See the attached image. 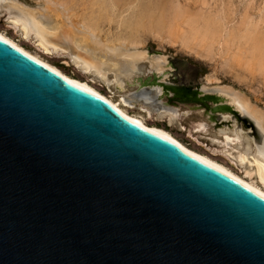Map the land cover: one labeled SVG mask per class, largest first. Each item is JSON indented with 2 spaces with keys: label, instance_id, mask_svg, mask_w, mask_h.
<instances>
[{
  "label": "water",
  "instance_id": "1",
  "mask_svg": "<svg viewBox=\"0 0 264 264\" xmlns=\"http://www.w3.org/2000/svg\"><path fill=\"white\" fill-rule=\"evenodd\" d=\"M0 264H264V196L0 38Z\"/></svg>",
  "mask_w": 264,
  "mask_h": 264
},
{
  "label": "rangeland",
  "instance_id": "2",
  "mask_svg": "<svg viewBox=\"0 0 264 264\" xmlns=\"http://www.w3.org/2000/svg\"><path fill=\"white\" fill-rule=\"evenodd\" d=\"M112 1L116 5L113 9L114 17L118 11L124 10V18H132L134 15L138 16L135 14L138 11L143 28L134 32L122 25L117 29L116 17L109 27L107 18L111 12H107L111 0L110 3L107 0H1L0 32L53 66L59 67L58 69L68 76L87 82L112 101L119 102L129 114L141 117L147 125L165 129L187 147L230 166L236 173H241L243 168L233 163V155L229 152L234 153L236 149H242L245 143L250 141L252 148L258 147L262 154L264 129L262 132L242 114L211 111L209 115L210 110L205 105L214 106V103L211 100H201L200 97L216 94L213 89L218 87H231L235 91L245 93L252 104L264 112V0ZM9 3H13L14 8ZM129 3L133 6L127 9ZM19 8L38 11L40 17L54 29L61 27L66 18L80 25L98 27L97 29H101L100 32L97 30L101 38L107 35L109 39L114 40L117 37L124 38L122 42L131 51L137 48L147 56L141 60L138 70L133 74L137 82L124 79L123 85L126 86L117 90L112 83L100 81L92 72L75 64L70 55L72 48L56 52L43 51L37 46L35 39L23 38L20 32L11 26L10 15L14 11L18 12ZM144 16H148V22ZM159 19H162L163 23L159 22ZM107 32L109 34L106 35ZM159 56L164 57L167 63L160 81L156 79L159 74L149 70L150 60ZM112 75L113 73H110L109 77L112 78ZM155 81L192 90H201L204 87L207 91L190 99L169 91L168 94L163 93L160 98L158 87L153 84ZM139 89L149 97L150 102L153 100L151 103H167L168 109L146 116L137 104L122 102L123 96L133 94ZM182 98L184 102L179 100ZM200 124L205 125L200 129ZM220 130L227 131L230 136H233L235 131L239 136L242 135L241 140L233 143L232 148H225L221 144L222 136L218 133Z\"/></svg>",
  "mask_w": 264,
  "mask_h": 264
},
{
  "label": "bare ground",
  "instance_id": "3",
  "mask_svg": "<svg viewBox=\"0 0 264 264\" xmlns=\"http://www.w3.org/2000/svg\"><path fill=\"white\" fill-rule=\"evenodd\" d=\"M107 1L109 2L110 0H107ZM112 2H113L112 0H111V3L109 2L110 3V9L108 7L109 11L107 12L106 10L107 14L109 12H111V14L109 13V18L105 17L107 18L109 27H111V23L114 21V18L116 17L115 21L117 22L116 23L117 29L118 28L120 29L122 25H126L128 29H131L134 32L138 31L139 28L141 27L143 28V25L140 22L141 14H139L138 11H137L138 14L137 12H135V14L138 16L132 15L134 19L133 17L131 18V16H129V18L127 17L128 20L131 19V21H128L127 18L126 19L124 18L123 16L124 10L118 11V13L115 14L116 16L114 17L113 9L115 8L116 5ZM127 2H130V1H127ZM9 4L11 5L12 8H14L15 5L13 3H9ZM102 6H104V4ZM132 6L133 4L129 3L127 9ZM143 8H145V6H143ZM143 8L141 9L144 10ZM144 12L145 11H143V14ZM148 12H150V10ZM149 14L152 15V13H149ZM40 15L41 14L38 11H35L32 9L19 8L18 12L14 11L10 15V21H11L10 24L15 30L20 32L23 38L35 39L34 41H36L37 46L45 52H56L58 50H65L66 48H69V49L72 48L73 52H70L71 54L70 53L69 54L71 55L72 61L75 62V64L79 65L83 70H89L90 72H92L95 78L97 77L100 81L105 82V83L106 82L112 83L117 90H122L124 86H126V85H123L124 79H127V80L133 79L132 81L130 80V82H133V83L137 82V79L133 77V74L136 73L135 71L138 70V67H139L138 64L141 62V60H144L147 58L145 52L140 51L137 48L131 51L129 47L126 46L124 42H122L124 39V38L122 39V37H117L115 40L109 39L107 35L109 34L108 33L109 31L106 33L107 35L106 37L101 38V36L99 35V32L101 29L100 30L97 29L98 27H95L93 25L91 26L89 24L80 25L77 23H73L72 20L69 21L66 18L62 22L63 25L61 27L59 26L54 29L47 23V21L42 19ZM144 17L146 18V22H148L147 21L148 16H144ZM143 19L144 18L142 17V21ZM155 19L157 21L158 17ZM161 20L159 19V22ZM153 22L154 21L152 19L151 23ZM97 30L99 32H97ZM0 38H2L8 44L13 46L14 48L19 50L26 56L42 63L46 68L55 72L60 77L68 81L77 83L81 86H84L87 90H89L91 93H93L97 97L119 108L123 116L127 120L133 121L143 128L152 129V130H155V131H158L164 134L167 140L173 142L174 144L178 145L180 148L194 154L195 156L201 158L202 160L220 169L222 172H224L225 174H227L228 176H230L231 178H233L234 180H236L243 186L250 188L256 191L257 193L261 194L262 196H264V155H262L264 154V150H263V153L261 154V152L258 150L259 149L258 147L253 149L252 143L250 141H247L245 143V146L242 149H236L234 153L232 151L229 152V154L233 155V163L243 168V171H241V173H236L230 168V166L228 167L224 165L223 163H220L208 157L205 154L199 153L187 147L182 142H180L178 138L174 137L170 132L166 131L165 129L147 125L141 117L137 115L129 114L126 111V108L124 109L125 106H122L119 102L116 103L115 101H112L111 99H109L110 97L108 98L107 96L103 95L102 92H100L93 86L89 85L87 82L68 76L67 74L59 70L58 69L59 67L57 68L53 66L52 64L47 62V60L45 61L44 59L39 57L34 52L32 53L31 51L27 50V48L25 49L20 44H18L17 41L12 40L10 37L5 35L4 33L0 32ZM260 43L258 42V45ZM165 60L166 59L164 57H160V56L154 57L153 59L150 60L151 69L149 70L156 75L159 74L158 76H156V79L157 78L159 79V80L157 79L158 81H160L161 78H163L165 67L167 66V63H165ZM110 73H113L112 78H110L111 76L109 77ZM155 82H153V84L157 85L159 96L160 98H162L163 93H164V87H163L164 84L163 82L161 83L160 82L155 83ZM213 90L215 91L214 93H216L224 103L229 104L231 108L236 110L239 114L247 116L250 119V121H252L254 125L257 126L259 129L261 130L264 129V112L258 109V107H256L254 104H252V102L249 100L250 98H247L244 95L245 93L242 94L238 91H235L231 87H218ZM205 91H207V89H204V87H202L200 90L202 94L205 93ZM122 102L129 104V105L137 104L139 108L144 110L145 112L144 114L146 116L152 115L151 113L153 112L159 114V113H162L165 108L168 109L166 105L167 103H164L161 101H160L161 102L160 104L151 103L149 97H147L142 91H140V89L134 92L133 94H128V95L123 96ZM215 106L205 105V107L208 110H210V112L208 111L209 115L211 111L212 112L220 111L218 107L214 108ZM170 109L171 108H169V110ZM204 125L205 124H200L199 125L200 127L199 126L198 127L201 129L203 128ZM218 133L221 134L222 136L221 144H223L225 148L228 147V149L232 148L234 146L233 143L239 142L242 137V135L239 136V134L235 131L232 134L233 136H230L229 134H227V131L225 132L223 130H220ZM263 138H264V132H263ZM236 169L238 170V168Z\"/></svg>",
  "mask_w": 264,
  "mask_h": 264
},
{
  "label": "flooded vegetation",
  "instance_id": "4",
  "mask_svg": "<svg viewBox=\"0 0 264 264\" xmlns=\"http://www.w3.org/2000/svg\"><path fill=\"white\" fill-rule=\"evenodd\" d=\"M174 88L176 89V90H178L182 95H185L186 97L185 98H195V96L198 94V93H200V90L199 89H194V90H192L191 88H184V87H182V86H177V85H175L174 86Z\"/></svg>",
  "mask_w": 264,
  "mask_h": 264
}]
</instances>
